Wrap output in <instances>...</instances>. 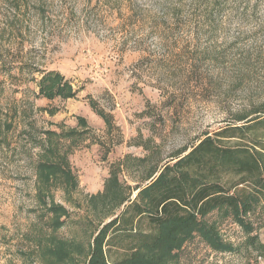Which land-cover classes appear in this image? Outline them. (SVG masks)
Segmentation results:
<instances>
[{
    "label": "rangeland",
    "instance_id": "374dc122",
    "mask_svg": "<svg viewBox=\"0 0 264 264\" xmlns=\"http://www.w3.org/2000/svg\"><path fill=\"white\" fill-rule=\"evenodd\" d=\"M55 81L74 95L49 99ZM263 107L264 0H0V264H86L171 157ZM48 132L70 183L39 174ZM259 201L250 222L264 247V191ZM210 221L235 250L196 235L170 264L264 255L231 218Z\"/></svg>",
    "mask_w": 264,
    "mask_h": 264
},
{
    "label": "trees",
    "instance_id": "16d2710c",
    "mask_svg": "<svg viewBox=\"0 0 264 264\" xmlns=\"http://www.w3.org/2000/svg\"><path fill=\"white\" fill-rule=\"evenodd\" d=\"M49 86L50 83L43 86V90ZM68 88L55 81L48 91L49 99L73 96ZM90 107L111 126L109 115L92 103ZM252 114L254 116L249 118ZM231 119L241 125L228 122L213 136L192 146L183 157L178 156L184 150L171 157L176 162L164 166L160 175L139 192L122 215L95 236L86 264H170L177 261L182 247L196 235L209 249L233 252L232 244L221 238L218 223L209 222L210 215L231 218L246 233L247 248L264 249L257 235L253 236L254 224L250 222L258 208L259 195L264 191V107L251 114L240 112ZM78 122L85 124L84 120ZM46 136L48 148H44L41 156L44 160L39 161V174L48 186L57 174L67 183L72 182L68 165L63 167L60 162L64 159L56 156L57 148L52 147L55 133L48 132ZM156 171L154 169L153 173ZM115 176L108 180L111 186L116 185ZM125 200L121 198L117 204ZM54 212L58 215L59 207ZM64 215L63 212L59 217ZM123 221L124 226L131 229L125 230ZM117 223L121 226L108 238ZM113 241L123 252L117 258H113L111 247L107 245ZM258 257L264 255H257L256 264Z\"/></svg>",
    "mask_w": 264,
    "mask_h": 264
},
{
    "label": "built area",
    "instance_id": "2783aa9c",
    "mask_svg": "<svg viewBox=\"0 0 264 264\" xmlns=\"http://www.w3.org/2000/svg\"><path fill=\"white\" fill-rule=\"evenodd\" d=\"M258 263L264 264V257H258L257 258Z\"/></svg>",
    "mask_w": 264,
    "mask_h": 264
}]
</instances>
